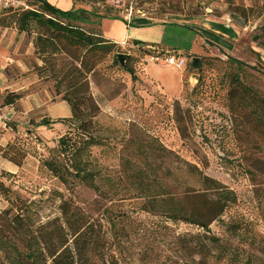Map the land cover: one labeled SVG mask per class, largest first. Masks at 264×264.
<instances>
[{
    "label": "rangeland",
    "instance_id": "374dc122",
    "mask_svg": "<svg viewBox=\"0 0 264 264\" xmlns=\"http://www.w3.org/2000/svg\"><path fill=\"white\" fill-rule=\"evenodd\" d=\"M75 1L119 17L93 26L106 34L138 18L167 25L162 44H116L89 76L101 106L95 134L104 146L93 148L100 192L79 185L72 203L90 219L105 264H264V0ZM5 15L0 8V21ZM194 19L224 24L235 37L229 45L212 42ZM34 36L0 23V145L27 152L21 166L0 154V166L5 184L32 201L33 219L44 222L59 214L58 192L69 194L41 167V155L68 127L35 124L71 112L55 80L38 73L44 62ZM75 52L93 61L91 53ZM169 53L185 66L154 59ZM10 91L22 98L3 107ZM186 220L209 224L207 234L220 241L194 238L205 231Z\"/></svg>",
    "mask_w": 264,
    "mask_h": 264
},
{
    "label": "trees",
    "instance_id": "16d2710c",
    "mask_svg": "<svg viewBox=\"0 0 264 264\" xmlns=\"http://www.w3.org/2000/svg\"><path fill=\"white\" fill-rule=\"evenodd\" d=\"M27 2L31 7L29 9L3 8L6 15L0 23L3 26L13 24L19 32L28 35L35 33V54L44 62L42 66H37L38 73L41 76L49 73L48 77L55 80L56 95L61 96L70 107V116L55 119L44 116L35 124L49 128L55 123H63L68 127L58 138L56 146L47 149L48 155H41L40 164L58 179L70 196L58 192L59 214L38 222L33 219V202L23 200L12 192L4 181L8 172L3 170L0 197L7 206L0 211V264H105L104 255L97 252L100 240L93 237L90 219L73 205L72 194L82 184L100 192L97 180L102 168L93 154V148L104 146L102 136L95 134L101 106L90 91L89 76H97L102 55L111 52L116 43L104 38L102 31L93 26L100 24L103 18L119 17L96 14L84 8L64 10L49 0ZM86 24L90 28L85 27ZM134 41L138 45L145 43ZM81 50L91 53L93 61L87 62L84 54L75 52ZM230 60L243 64L234 58ZM114 62H118L116 55ZM123 68L132 77L135 76L127 65ZM21 98V93L7 92L2 106H13ZM0 154L17 166H21L27 157V152L20 145L10 143L0 145ZM186 221L205 231L194 238L220 241V238L207 234L210 233L209 224ZM203 251L200 245L199 252Z\"/></svg>",
    "mask_w": 264,
    "mask_h": 264
},
{
    "label": "crops",
    "instance_id": "0c3cea01",
    "mask_svg": "<svg viewBox=\"0 0 264 264\" xmlns=\"http://www.w3.org/2000/svg\"><path fill=\"white\" fill-rule=\"evenodd\" d=\"M52 3L57 5L59 8H62L64 10H68L71 8L77 9V2L75 0H50ZM108 22V21H107ZM191 22L198 23L199 29L202 33V36L207 37L212 42L215 43H223L229 45L231 43V38L235 37L236 31L233 30L232 28H229L228 26L224 24H210L207 23L206 20H191ZM115 24H118V22H115ZM121 25V31L120 33L112 32L111 34L108 33L106 34L103 32L101 25L99 26L102 31V35L104 38L109 40L111 43H116V44H125L128 43L130 40H140L143 42H148V43H163V29L167 27L166 24H152L145 22L144 19L138 18L134 21H130L127 23L126 26ZM117 27V26H115ZM151 27V28H150ZM149 29H153L155 32L150 34L146 37H144V31ZM161 29V31H160ZM163 32V33H162ZM201 36V35H200ZM201 36V37H202ZM204 38V37H203ZM65 102V101H63ZM69 106V105H68ZM58 117H63V116H57ZM55 119L54 117H52Z\"/></svg>",
    "mask_w": 264,
    "mask_h": 264
},
{
    "label": "built area",
    "instance_id": "2783aa9c",
    "mask_svg": "<svg viewBox=\"0 0 264 264\" xmlns=\"http://www.w3.org/2000/svg\"><path fill=\"white\" fill-rule=\"evenodd\" d=\"M28 0H0V8H19L22 7L24 9H29L31 8L27 2ZM155 61H160L163 62L165 64H175L177 65L179 68H182L183 66H185L186 64V60L181 57V56H177L175 54H171L169 53V55H164V56H156ZM45 150V148H43V151ZM3 172L2 167L0 166V176ZM5 204V201L0 197V210L4 207L3 205Z\"/></svg>",
    "mask_w": 264,
    "mask_h": 264
},
{
    "label": "water",
    "instance_id": "95a60500",
    "mask_svg": "<svg viewBox=\"0 0 264 264\" xmlns=\"http://www.w3.org/2000/svg\"><path fill=\"white\" fill-rule=\"evenodd\" d=\"M233 18L234 19H236V20H238V21H240V19L237 17V16H233ZM126 55L125 54H119L117 57H118V60H119V62H121L122 64H123V62H124V57H125Z\"/></svg>",
    "mask_w": 264,
    "mask_h": 264
}]
</instances>
